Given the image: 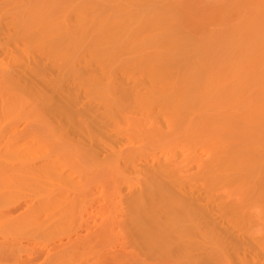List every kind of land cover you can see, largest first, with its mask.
<instances>
[{
    "label": "bare ground",
    "instance_id": "6f19581e",
    "mask_svg": "<svg viewBox=\"0 0 264 264\" xmlns=\"http://www.w3.org/2000/svg\"><path fill=\"white\" fill-rule=\"evenodd\" d=\"M0 163L20 263L264 264V0H0Z\"/></svg>",
    "mask_w": 264,
    "mask_h": 264
},
{
    "label": "rangeland",
    "instance_id": "374dc122",
    "mask_svg": "<svg viewBox=\"0 0 264 264\" xmlns=\"http://www.w3.org/2000/svg\"><path fill=\"white\" fill-rule=\"evenodd\" d=\"M67 144H68V143H66V145H67ZM68 154H69V153H68ZM71 155H72V154H71ZM72 156L74 157V155H72ZM68 158H69V155H68ZM68 158H66V159H68ZM70 158H71V156H70ZM75 158H77V159H74V158H73V159H70V160L68 159V160H69V161L78 160V156H76ZM64 159H65V158H64ZM80 161H81V158H79V160L77 161V163L80 162ZM74 162H75V161H74ZM0 164H1V163H0ZM79 164H81L82 168L85 169V167H84L85 165L83 166L82 163H79ZM66 165H67V164H66ZM70 165H71V164H70ZM2 166H3V165H2ZM73 166H74V165H73ZM77 166H78V165H77ZM77 166H76V167H77ZM66 168H67V167H66ZM69 168H70V166H69ZM74 168H75V167H74ZM70 169H71V168H70ZM70 169H66V170H67V171H66V174H68L67 172H69L68 170H70ZM70 171L72 172V171H74V169H72V170H70ZM76 171H77V170H76ZM76 171H74V173H76V177H77L78 174H77ZM69 173H70V172H69ZM74 173H73V174H74ZM78 173H79V171H78ZM80 173H81V172H80ZM83 173L85 174V171H84V170H83ZM83 173H81V174H83ZM84 174H83V176H84ZM101 174H103V173H101ZM104 174H105V173H104ZM108 174H109V173H108ZM108 174H107V177H108ZM96 175L98 176V174H96ZM96 175H94V176H96ZM70 176H71V175H70ZM80 176H81V178H82V175H80ZM80 176H79V177H80ZM99 176H100V175H99ZM102 176H103V175H102ZM105 176H106V175H105ZM68 177H69V175H68ZM107 177H106V179H107ZM71 178H72V176H71ZM71 178H70V179H71ZM83 178H84V177H83ZM83 178L81 179V181L84 180ZM95 178H96V177H94V179H95ZM97 178H98V177H97ZM97 178H96V179H97ZM99 178H100V177H99ZM99 178L97 179L98 181H99L100 179H103L102 177H101L100 179H99ZM104 178H105V177H104ZM108 178L110 179V177H108ZM76 179L79 181L80 178H79V179L76 178ZM85 179H86V178H85ZM94 179H93V180H94ZM96 179H95V181H97ZM74 180H75V177L73 178V182H74ZM85 181L87 182V181H88V178H87V180H85ZM85 181H84V184L86 185V182H85ZM90 181H91V180H90ZM90 181H88V183H89ZM104 181H105V180H104ZM107 181H108V180H107ZM110 181H111V180H110ZM79 182H80V181H79ZM111 182H112V181H111ZM90 183H91V185H90L89 187H88V185H87V187H88L89 189H90L91 187H94V186H92V185H95V184H94L95 182H93V184H92V181H91ZM99 183H100V181H99ZM99 183L97 184V186H95V188L98 187L97 189H95V188L92 189L94 192L97 191V190H98L99 192H101L100 189H99V186H98V185H100ZM102 183H103V181H102ZM76 184H77V183H76ZM79 184H82V183L80 182ZM77 185H78V184H77ZM85 185H83V186H85ZM80 186H81V185H80ZM81 187H82V186H81ZM87 187H86V188H87ZM1 188H2V187H1ZM1 188H0V190H2ZM92 190L90 189V191H92ZM90 191H89L88 193H90ZM94 192H93V193H94ZM101 194H102V193H101ZM6 195H12V193H7ZM90 195H93V194H90ZM90 195H89L88 197H90ZM98 195H99V194H98ZM96 196H97V194H96ZM0 197H1V193H0ZM14 197H15V196H14ZM91 198H93V196H92ZM91 198H90V199H91ZM22 199H23V198H22ZM31 199H32V198H31ZM31 199H28V200H27V199L25 198V200H24V201L22 200V202H31ZM88 199H89V198H88ZM2 201H4V200H3V199H2V200L0 199V204H1V206H2V207L6 206V203L3 202L4 204H2ZM9 201H10V200H9ZM9 201H5V202H7V204H8ZM96 201H97V199H96ZM96 201H95V203H98V201H97V202H96ZM31 203H32V202H31ZM97 205H98V204H96V205H94V206L97 207ZM1 206H0V207H1ZM10 206H11V205H10ZM96 207H95V208H96ZM11 208H12V207H11ZM92 208H93V207L89 208V210H92ZM95 208H94V210H95ZM78 211H79V209H78ZM80 211H81V210H80ZM80 211H79V213H80ZM96 212H97V210H96ZM79 213H78V214H79ZM97 213H98V212H97ZM99 214H100V213H98L97 215H99ZM101 214L103 215V213H101ZM101 214H100V215H101ZM97 215H96V216H97ZM100 215H99V216H100ZM99 216H97V217L100 218V219H102V217H99ZM46 217H47V216L45 215V218H46ZM47 219H49V217H48ZM83 230H84V228H83L82 230L80 229V234L85 235L84 232H88V233H89V231H85V230H87V229H85L84 232H82ZM54 232H55V229H54ZM54 232L52 233V229H51V233L54 234ZM56 232H57V230H56ZM60 232H61V231H60ZM81 232H82V233H81ZM0 233H1V232H0ZM47 233H48V232H47ZM88 233H87V235H88ZM1 234H3V232H2ZM1 234H0V257H4V258H0V262H1V260L3 261V262H1L0 264H15L17 261H18V262H17L16 264H22V262L24 263V261H21V263H20L19 260L16 261V259H18V257H24V256L27 257L28 255H26V254H28L29 252H31V249H32V251H33L34 248H36V249H34V250H37V248H38V249L40 248V250H44L45 247L50 246V245H48V244L51 243V245H52L53 242H54V241H53V238L55 239V237L58 236V235H55V236L53 237V235H52V236H50V237H52V239H51V238L48 237V235H50V234H48L47 237H46V234H45L44 237H39V236H37V237H39V238H35V240L33 239V240L30 241V239L27 240V236H26V234H25L26 237L23 236V238L25 237L26 240H25V238H24V241L21 240V242H22L21 245L23 244V246H25L24 248H26V249H24L25 251H23V249H22L23 246L20 247V249H19V248H17V247H19V246H18L19 243H18V245L15 243V242H17L19 239L16 241V240H15L16 237H15V239H13L14 237L11 239V237H10L11 234L9 235V237H8V235L6 236V235L4 234V235L6 236V238L9 239V240H8V239L5 238V236H3V235H1ZM6 234H8V233H6ZM31 234H32V233H31ZM55 234H57V233H55ZM58 234H59V233H58ZM28 235H30V233H28ZM63 235H64V234H63ZM1 236H2V237H1ZM13 236H14V234H13ZM18 236H19V235H18ZM30 236H31V235H30ZM32 236H33V234H32ZM59 236H62V234H61V235L59 234ZM85 236H86V235H85ZM34 237H35V236H34ZM45 237L47 238L48 241H46V238H45ZM1 238H2V239H1ZM19 238H20V239H23L22 237H19ZM32 238H33V237H32ZM40 238H45V242H43L44 239H40ZM10 239H11V241H10ZM39 239L41 240V242H40ZM64 239H66V238H64ZM56 240L59 241V237H58V239L56 238ZM56 240H55V242H57ZM114 240H117V239H114ZM118 240L120 241V239H118ZM118 240H117L116 242H119ZM25 241H26V242H25ZM28 241H29V242H28ZM32 241H34L35 244H33ZM50 241H51V242H50ZM3 242H6V243H3ZM7 242H8V243H7ZM37 242H38V243H37ZM47 242H48V243H47ZM113 242H114L113 240H112V242H111V240H110V242H109V240H107V243H110V244H107L106 242H104V243H106V245H105L106 248L104 247V243H103V245L101 246V247H104V250H103V251H107V250L109 251V249H107V248L109 247V245H110L109 248H111V245H114V244H115V242H114V244H113ZM14 243H15V244H14ZM25 243H26V245H25ZM39 243H41V244H40L41 246L38 245ZM98 243H99V242H98ZM111 243H112V244H111ZM120 243H121V242H120ZM1 244H2V245H1ZM7 244H11V246L13 245L12 247L15 249L16 252L20 250L19 252H17L18 254L15 253V258H16V259H15V258L12 259V258L14 257V254L9 258V255H10V253H11L12 247H11V249H10V245H7ZM28 244H29V245H32L33 248H32L31 246H29ZM44 244H46V245H44ZM96 244H97V243H96ZM99 244H100V243H99ZM101 244H102V243H101ZM118 244H119V243H118ZM5 245H6V248H5ZM42 245L45 246V247H43ZM47 245H48V246H47ZM98 246H100V245H98ZM116 246H117V248H118V247H120L121 245H120V244H119V245L116 244ZM7 247H9L8 250H7ZM27 247H28V248H27ZM30 247H31V248H30ZM113 247H114V246H113ZM3 248H4V249H3ZM16 249H17V250H16ZM21 249H22V251H23L25 254H24L23 252H21ZM27 249H30V250H27ZM45 249H46V248H45ZM106 249H107V250H106ZM5 250H6L7 252H5ZM26 250H27V253H26ZM8 251H10V253H9ZM8 253H9V255H7ZM20 253H22L23 256H22ZM5 254H6V255H5ZM11 254H12V253H11ZM16 256H17V257H16ZM5 258H6V259H5ZM8 259H9L10 262L7 261ZM21 259H22V258H20V260H21ZM12 260H13L14 262H13ZM22 260H24V258H23ZM5 261H6L7 263H6ZM11 262H12V263H11ZM27 263H28V262L25 261L24 264H27ZM107 264H114V263H107ZM115 264H116V263H115ZM117 264H118V263H117Z\"/></svg>",
    "mask_w": 264,
    "mask_h": 264
}]
</instances>
